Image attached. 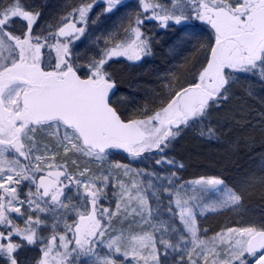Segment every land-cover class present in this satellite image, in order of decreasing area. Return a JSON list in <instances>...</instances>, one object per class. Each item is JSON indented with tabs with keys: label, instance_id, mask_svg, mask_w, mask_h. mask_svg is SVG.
<instances>
[{
	"label": "snow or ice",
	"instance_id": "snow-or-ice-1",
	"mask_svg": "<svg viewBox=\"0 0 264 264\" xmlns=\"http://www.w3.org/2000/svg\"><path fill=\"white\" fill-rule=\"evenodd\" d=\"M69 7L45 27L25 0H0V264H264V213L211 236L199 226L240 209L243 187L181 182L185 165L168 154L189 130L218 139L242 76L264 88V0ZM157 29L181 33L170 53L189 55L129 109L113 67L152 56Z\"/></svg>",
	"mask_w": 264,
	"mask_h": 264
},
{
	"label": "bare ground",
	"instance_id": "bare-ground-1",
	"mask_svg": "<svg viewBox=\"0 0 264 264\" xmlns=\"http://www.w3.org/2000/svg\"><path fill=\"white\" fill-rule=\"evenodd\" d=\"M27 2L29 0H26ZM158 36L160 41L155 45V55L158 57L156 62L151 60L149 64L135 72L128 71L127 67L114 70L118 89L124 83L134 84L138 81L151 84L153 87L148 86L151 90L156 89L157 92L164 90L163 85L168 74L179 70L183 58L189 55L190 49L185 48L174 55L170 53L173 47L170 44H173L174 39H166L160 33ZM121 91L124 89L122 88ZM252 91L254 94L251 96L242 91L232 99L228 106L232 109L231 118L217 126L218 139L209 141L189 130L171 149L172 153L184 163L186 175L219 176L234 189L239 190L244 187L248 190L243 188L244 200L240 215L229 213L225 218L222 215V219L228 220V224H235L240 216L246 219L249 208H264V182H262L264 181V124L260 122V114L264 112V88L260 85ZM142 94V92L138 93L139 99ZM150 95L152 96L151 93ZM181 148H185L184 152ZM228 155H231L232 162ZM216 156L220 159L215 164L211 163L210 159L195 162L204 157ZM186 161L188 166L185 164ZM252 185H259L253 192L255 197L252 196L251 189H254Z\"/></svg>",
	"mask_w": 264,
	"mask_h": 264
},
{
	"label": "rangeland",
	"instance_id": "rangeland-1",
	"mask_svg": "<svg viewBox=\"0 0 264 264\" xmlns=\"http://www.w3.org/2000/svg\"><path fill=\"white\" fill-rule=\"evenodd\" d=\"M74 1H75V3H67L66 4L65 0H29V2H27V3L32 8L40 10L42 12V16H41V19H40V24L44 25L46 27L48 23H52L53 25H55V23L60 19V17L62 15H64L67 11H70V7L69 6L71 4H77L79 2V0H74ZM25 2H26V0H25ZM132 2H134V1H132ZM131 6H134V4L131 3ZM158 33L159 32L157 30H155V33L153 34V44H152L153 55L152 56L145 57L142 62H138L137 64H134V65H128L127 63L125 65L124 62L121 63V64H117V65H115L113 67V71L116 70V69L118 70L120 68H124L125 69L127 67L128 71L135 72V71H138L139 69H141L142 67H144L146 64H149L151 60L156 62L158 57H157V55H155L156 54L155 45L160 41V37L158 36ZM180 35H181V33H178L175 29H173V30L169 31V34L164 35V38H166V39H174L173 40V44H170V45L174 46L176 44L177 40L180 38ZM85 43H87V41H85ZM81 47H83V45H81ZM249 81H251V83H252V89L253 90L255 88H258L261 85L260 82L256 78H245L244 76H242L240 82L235 84V85H233V89H232L233 93H234L233 99H235L237 97V95L239 93H241L242 91H244V92H246V94H248L246 89L249 86ZM153 91L154 90H151L149 93L153 94ZM156 92H157V90H156ZM125 94H126V90H125ZM128 94L129 95H131V94L134 95L135 94L134 97H132V96L130 97L131 99H133V100H130V101L137 102L136 103V105H137L138 101H134V99H136V96H137V93L135 92V90L128 92ZM121 95L124 96V91H120L117 94L116 98H119ZM150 97H151V95L149 94L147 96V99H149ZM139 102H142V104H143L145 101L142 100V101H139ZM130 104H132V102H130ZM250 112L252 113V109H251ZM186 133H188V131ZM258 141H260L259 138H258ZM226 145H228V144L226 143ZM168 154H169V156H174L177 160H179L172 153L171 149L169 150ZM111 159L114 160V161H119L121 163L131 164V166L133 168L157 167V170H160L158 168V166H155V160L154 159L143 160V161H130L128 159L127 155L125 153L120 152V151H115L113 153V156H112ZM185 174H186L185 167H184L183 170L178 172V175L182 178L181 182L191 181V180L197 179L199 177V176H186ZM219 178H221V177H219ZM225 184L229 188H233L229 184H227L226 182H225ZM252 186L254 188V189H251L252 196L255 197L253 192H255V189L258 188L259 185H257V186L252 185ZM244 189L247 190L246 188H244ZM221 194H222V192L221 193H211L210 196L215 197V196H219ZM247 195L249 196L248 193H247ZM109 196H111V189H109ZM152 203L155 204V201L153 200ZM163 203H164V205H167L168 200L164 199ZM111 207L113 209L115 208V200L112 201ZM242 207L240 209L236 210V211L225 210V211H220V212H217V213H206L205 215L200 216L199 217V226L201 228V231L203 232L204 229H207L208 230L207 234L209 236H211L215 232L220 231L221 228H223L225 226H236L238 222H241V221L247 222L248 220H251V219H254V218H259L260 214L264 213V208L262 209V207L261 208H249V209H247V211L249 212L248 213V217L245 219V218H242L240 216L238 222H236L235 224H228L227 223L228 220H226L224 222L220 221L222 219V215H224V218L229 213H232L234 215H240L241 212H242V209H243ZM161 211H162V213L164 215V218L167 219V209H166V207L164 209H162ZM224 218L222 220H224ZM177 223H178V221H177ZM125 226H127V225H125ZM120 259H122V257H120Z\"/></svg>",
	"mask_w": 264,
	"mask_h": 264
},
{
	"label": "trees",
	"instance_id": "trees-1",
	"mask_svg": "<svg viewBox=\"0 0 264 264\" xmlns=\"http://www.w3.org/2000/svg\"><path fill=\"white\" fill-rule=\"evenodd\" d=\"M148 86L153 87L151 84L150 85H147L144 82L141 83V82L136 81L134 84H131V83H128L127 82V83H124L122 86H120L118 92H120L122 90V88L124 89V96H126L128 98V102H129L128 103L129 105L128 104L127 105L129 107V109H131V108H133V107H135L137 105H143L142 102H139V101H142V100L146 101L147 100V96L150 94L149 92L151 91V88L148 87ZM125 90H126V94H125ZM133 90H135V92L137 93L136 99H134V101H138V104L137 105H136L137 102L130 101V100H133L130 97L131 96L134 97L135 94L134 95L133 94H131V95L128 94V92L133 91ZM141 92L143 93V95L139 99L138 98V93H141ZM130 102H132V104H130ZM181 149H183L182 151L184 152L185 148H181ZM228 158L232 162L231 155H228ZM208 159L211 160V163H214L215 164V163H218L219 162L220 157H217V156L216 157H212V158H210V157L209 158H205L204 157L202 159L196 160L195 162L201 161V160L208 161ZM189 162H192V161H189ZM185 164H186V166H188V161H186ZM197 168H201V167H197ZM186 176H196V175H188L187 174ZM220 221L224 222L226 220H222L221 219ZM227 223H228V221H227Z\"/></svg>",
	"mask_w": 264,
	"mask_h": 264
},
{
	"label": "flooded vegetation",
	"instance_id": "flooded-vegetation-1",
	"mask_svg": "<svg viewBox=\"0 0 264 264\" xmlns=\"http://www.w3.org/2000/svg\"><path fill=\"white\" fill-rule=\"evenodd\" d=\"M132 1H134V2H132ZM127 2H128L130 5H131V3H133L134 5H136L137 0H127ZM65 3H66V4H67V3H75V1H74V0H65ZM98 10H100V9L98 8L97 11H98ZM157 31H158L160 34H162L163 36L166 35V34H169V31L160 30V29H157ZM126 63H127L128 65H130L129 62L124 61V64H125V65H126ZM38 254H39V246H36L31 252L28 253L29 256H37Z\"/></svg>",
	"mask_w": 264,
	"mask_h": 264
}]
</instances>
